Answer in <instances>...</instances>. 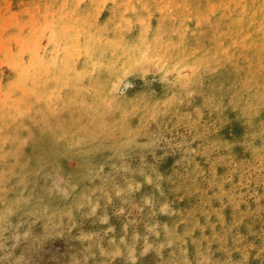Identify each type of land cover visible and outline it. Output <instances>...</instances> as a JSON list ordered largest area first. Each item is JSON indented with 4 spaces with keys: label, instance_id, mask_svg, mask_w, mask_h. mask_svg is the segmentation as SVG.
Masks as SVG:
<instances>
[{
    "label": "rangeland",
    "instance_id": "rangeland-1",
    "mask_svg": "<svg viewBox=\"0 0 264 264\" xmlns=\"http://www.w3.org/2000/svg\"><path fill=\"white\" fill-rule=\"evenodd\" d=\"M0 264H264V0H0Z\"/></svg>",
    "mask_w": 264,
    "mask_h": 264
}]
</instances>
